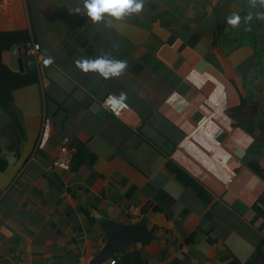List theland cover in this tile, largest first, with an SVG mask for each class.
<instances>
[{
    "label": "crops",
    "instance_id": "obj_1",
    "mask_svg": "<svg viewBox=\"0 0 264 264\" xmlns=\"http://www.w3.org/2000/svg\"><path fill=\"white\" fill-rule=\"evenodd\" d=\"M83 5L0 0V31L29 35L3 63L36 70L12 113L0 109V264H90L103 217L152 234L118 251L121 264H264V0H144L99 22ZM99 56L126 68L79 67ZM109 94L125 95L121 118ZM64 140L70 170L55 167Z\"/></svg>",
    "mask_w": 264,
    "mask_h": 264
},
{
    "label": "clouds",
    "instance_id": "obj_2",
    "mask_svg": "<svg viewBox=\"0 0 264 264\" xmlns=\"http://www.w3.org/2000/svg\"><path fill=\"white\" fill-rule=\"evenodd\" d=\"M144 0H84V9L86 15L94 22H99L105 19L107 16L115 18L117 20L131 15L142 9ZM75 11L79 12L77 8ZM258 15H264V13H258ZM251 17H245V20ZM239 14H232L228 17V23L231 25H237L240 22ZM49 62H51L49 60ZM79 67L85 71L98 72L104 78L119 76L126 68V62L121 59L108 58L107 56H99L95 59H82L78 61ZM125 100V95L121 94L119 98H112L109 103L115 106H122Z\"/></svg>",
    "mask_w": 264,
    "mask_h": 264
},
{
    "label": "trees",
    "instance_id": "obj_3",
    "mask_svg": "<svg viewBox=\"0 0 264 264\" xmlns=\"http://www.w3.org/2000/svg\"><path fill=\"white\" fill-rule=\"evenodd\" d=\"M28 39V32L24 30L13 32L0 31V109L8 113H12L13 91L17 88L35 83L36 70L32 69L27 73L13 71L10 67L3 63L2 55L5 51L12 49L19 43L28 41ZM171 166L176 172L178 180L184 186L194 187L202 199L210 200V196L207 194L205 189L190 175L176 166L170 165V167ZM118 264H121L119 260Z\"/></svg>",
    "mask_w": 264,
    "mask_h": 264
},
{
    "label": "water",
    "instance_id": "obj_4",
    "mask_svg": "<svg viewBox=\"0 0 264 264\" xmlns=\"http://www.w3.org/2000/svg\"><path fill=\"white\" fill-rule=\"evenodd\" d=\"M19 62L20 69L23 71L22 61L19 60ZM99 223L106 234V244L93 257L90 264H103L113 258L118 251L152 236L146 228L137 224H125L106 217L99 220Z\"/></svg>",
    "mask_w": 264,
    "mask_h": 264
},
{
    "label": "built area",
    "instance_id": "obj_5",
    "mask_svg": "<svg viewBox=\"0 0 264 264\" xmlns=\"http://www.w3.org/2000/svg\"><path fill=\"white\" fill-rule=\"evenodd\" d=\"M39 48L40 46L38 44L34 46V50L36 52L37 50H39ZM112 98H119V97L114 94H109L104 99L102 104L113 116L117 118H121L125 112L130 110V106L126 101H124L122 106L118 105L114 107L112 104L109 103V100ZM51 132H52V120L51 118L45 116L42 127L40 145L48 142ZM73 160H74V153L68 147L67 140H64L58 149V157L55 160V167L61 168L63 170H70L73 164ZM128 213L132 215L135 219H138L140 217V212L137 207L131 206L128 209ZM103 264H118V260L116 258H111Z\"/></svg>",
    "mask_w": 264,
    "mask_h": 264
}]
</instances>
